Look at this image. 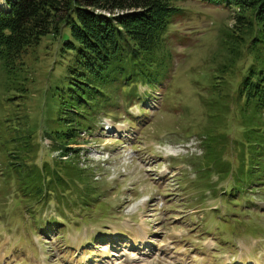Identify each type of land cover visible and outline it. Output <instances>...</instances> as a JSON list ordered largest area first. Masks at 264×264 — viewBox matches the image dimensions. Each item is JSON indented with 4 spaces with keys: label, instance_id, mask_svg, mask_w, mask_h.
<instances>
[{
    "label": "rangeland",
    "instance_id": "rangeland-1",
    "mask_svg": "<svg viewBox=\"0 0 264 264\" xmlns=\"http://www.w3.org/2000/svg\"><path fill=\"white\" fill-rule=\"evenodd\" d=\"M172 4L152 53L162 80L106 88L112 103L65 156L39 134L58 106L49 80L69 59L61 37L27 49L22 98L0 70V264H264V107L245 118L236 99L253 54L224 49L235 17L225 3Z\"/></svg>",
    "mask_w": 264,
    "mask_h": 264
},
{
    "label": "trees",
    "instance_id": "trees-1",
    "mask_svg": "<svg viewBox=\"0 0 264 264\" xmlns=\"http://www.w3.org/2000/svg\"><path fill=\"white\" fill-rule=\"evenodd\" d=\"M173 1H1L7 8H0V70L6 80L15 84L11 88L6 83L5 91L12 89L21 98L27 92L26 77L18 78L16 70L24 69L27 49L41 37L60 36L59 56L63 57V53L69 56L63 76L49 80L52 86L48 87V97L58 106L49 111L53 113L47 119L49 124L39 126V134L43 132L58 143L51 151H59L60 156L73 151L67 141L74 140L77 130L86 125L93 112H102L104 105L112 103L105 90L110 85L124 87L125 93L130 94L135 84L141 82L152 87L162 80L164 71L155 63L151 65L152 53L178 14ZM206 1L223 2L235 13L232 30L226 31L222 38L227 54L240 56L242 50L246 57L253 54L236 86V99L245 118L249 112L256 115L264 107V0ZM232 62L231 59L226 67ZM47 92L42 89V95ZM245 125L246 130L259 129L255 123L247 121ZM32 139L27 134L21 142L25 154L35 150ZM259 163L256 160L252 169H257ZM53 176L60 178L56 172Z\"/></svg>",
    "mask_w": 264,
    "mask_h": 264
},
{
    "label": "bare ground",
    "instance_id": "bare-ground-1",
    "mask_svg": "<svg viewBox=\"0 0 264 264\" xmlns=\"http://www.w3.org/2000/svg\"><path fill=\"white\" fill-rule=\"evenodd\" d=\"M141 230H142V229H141ZM144 253H146L145 250L142 251V252H140L139 254H140V255H144ZM134 258H136V257H134ZM130 259H131V258H130ZM118 263H119V262H118Z\"/></svg>",
    "mask_w": 264,
    "mask_h": 264
},
{
    "label": "water",
    "instance_id": "water-1",
    "mask_svg": "<svg viewBox=\"0 0 264 264\" xmlns=\"http://www.w3.org/2000/svg\"><path fill=\"white\" fill-rule=\"evenodd\" d=\"M1 10H3V9H1Z\"/></svg>",
    "mask_w": 264,
    "mask_h": 264
}]
</instances>
